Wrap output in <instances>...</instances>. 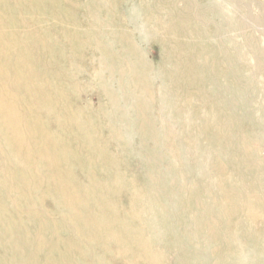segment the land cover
<instances>
[{
	"label": "rangeland",
	"instance_id": "rangeland-1",
	"mask_svg": "<svg viewBox=\"0 0 264 264\" xmlns=\"http://www.w3.org/2000/svg\"><path fill=\"white\" fill-rule=\"evenodd\" d=\"M145 253L264 264V0H0V264Z\"/></svg>",
	"mask_w": 264,
	"mask_h": 264
},
{
	"label": "bare ground",
	"instance_id": "bare-ground-1",
	"mask_svg": "<svg viewBox=\"0 0 264 264\" xmlns=\"http://www.w3.org/2000/svg\"><path fill=\"white\" fill-rule=\"evenodd\" d=\"M177 29V28H176ZM165 34H167L166 36H165ZM173 38H171V37ZM167 37H168V39H167ZM179 35L177 34V31L174 29V30H172V29H169V31H165L164 32V34H162V37H160V46L162 47V49H164L163 51L166 53V55L169 57V59L173 62V64H176L177 62H178V60H180V59H188V58H186L185 57V49L184 48H179L178 46H176L174 43L176 42V41H178L179 40ZM89 38V37H88ZM84 42V41H83ZM86 43V42H85ZM83 45V44H82ZM81 46V45H80ZM111 54V53H110ZM110 54H107V55H105L104 56V66H106L110 71H113V72H115L116 73V71H117V67H116V65H113L114 63H112V57L110 56ZM203 59L204 58H200V60H202L203 61ZM100 61V60H99ZM230 63V61L229 60H222V62H221V64L222 65H228ZM183 64H185V63H183V62H180V64L179 65H183ZM190 65H193L191 62H190ZM212 65H214V62H212V64L211 65H207V70H208V72H212ZM59 66V65H58ZM124 67V66H123ZM122 67V68H123ZM174 69V68H173ZM105 70H106V68H105ZM121 70V69H120ZM196 72H197V70H195ZM194 71V72H195ZM118 72V71H117ZM130 72H132V75H133V77H134V79L136 80V81H138L139 83H141L142 84V82L145 80L144 79V76H143V74L146 76V73H145V71H143V74L142 73H140L137 69H134V70H131L130 69V66L128 65V66H126L124 69H123V73H118V74H120L121 76H123L125 73L126 74H130ZM193 72V73H194ZM57 74V73H56ZM195 74V73H194ZM90 75V74H89ZM95 75V74H94ZM114 77V76H113ZM58 78V77H57ZM53 79V78H52ZM232 82L233 83H237V80L236 79H234V78H232ZM108 83V82H107ZM52 86H53V83L51 84ZM77 85V84H76ZM77 87V86H76ZM106 90V89H105ZM112 93V92H111ZM107 94V93H106ZM113 94V93H112ZM112 94H110V95H112ZM109 96V95H108ZM113 98V97H112ZM111 100V99H110ZM139 120H140V118H139ZM5 121H7V120H5ZM5 126V125H4ZM14 127V123H10V124H6V126H5V128L6 129H12ZM219 136H221L220 135V133H218V132H216L215 133V135H213V137H215L216 139H218L219 138ZM212 137V136H211ZM91 137H89V139H90ZM13 142V148H18V145H19V141H12ZM239 144H238V147L240 148V150L242 149V150H244V151H246L247 150V145L245 146V144H244V141L242 140V141H240V142H238ZM35 144V143H34ZM29 149V148H28ZM28 154V153H27ZM81 164V163H80ZM68 165V164H67ZM16 169V168H15ZM123 179V178H122ZM147 181L153 186V188L156 190V192H159V189H161L162 187H163V185H161V184H158V182L157 181H155V180H153L152 179V177L150 176V177H148V179H147ZM122 182V181H121ZM116 183V182H115ZM174 187V185H172L171 186V188H173ZM100 188V187H99ZM171 188H170V191H171ZM221 188V187H220ZM111 190V189H110ZM47 191H49V190H47ZM129 192H130V194H131V196H132V200H133V204L138 208L140 205H143L142 204V201H143V196H147L146 195V193H145V190H144V187L143 186H136V185H132L131 187H129ZM101 193V192H100ZM159 194V193H158ZM158 194L157 195H155V199L157 200V197H158ZM252 194V193H251ZM103 195V194H102ZM101 195V196H102ZM45 196V195H44ZM100 196V195H99ZM227 197L226 196H224V199H226ZM150 199V198H149ZM155 200V201H156ZM20 201V200H19ZM39 202H40V200H39ZM262 203V201L260 200V199H258V200H255V203L254 202H250L249 203V205H248V207H250V206H253V207H256V208H258L259 206H260V204ZM99 204V203H98ZM117 205V204H116ZM131 206H132V204H131ZM130 206V207H131ZM149 206H151V205H149ZM148 206V207H149ZM115 209V208H114ZM107 210V209H106ZM208 211V210H207ZM227 211V210H226ZM107 214V213H106ZM108 215V214H107ZM165 216H166V218L168 219V217H169V210H167L166 212H165ZM98 218V217H97ZM98 220V219H97ZM96 220V221H97ZM72 221V220H71ZM76 221H77V219H76ZM107 221H108V219H107ZM106 221V222H107ZM95 222V221H94ZM69 224V223H68ZM104 224V223H103ZM73 225V224H72ZM68 226V225H67ZM104 227V226H103ZM86 228V227H85ZM84 228V229H85ZM61 231V230H60ZM97 235H99V234H97ZM105 236L107 237V238H105V239H100V240H102V241H104V242H106V241H111L112 240V238L108 235V234H105ZM17 249V248H16ZM145 255L147 256V258H149L150 259V264H158V261H157V263H156V257H154L153 258V260L150 258V255L149 254H146L145 253ZM15 256V255H14ZM75 259V258H74ZM76 261V260H75ZM46 262V261H45ZM73 263V262H72Z\"/></svg>",
	"mask_w": 264,
	"mask_h": 264
}]
</instances>
